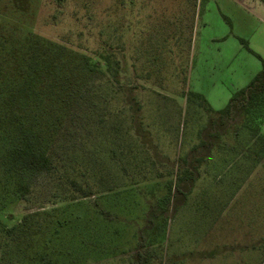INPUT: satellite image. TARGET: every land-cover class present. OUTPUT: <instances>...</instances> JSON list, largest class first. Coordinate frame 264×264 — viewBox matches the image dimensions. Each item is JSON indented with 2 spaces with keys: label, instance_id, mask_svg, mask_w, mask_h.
Instances as JSON below:
<instances>
[{
  "label": "rangeland",
  "instance_id": "1",
  "mask_svg": "<svg viewBox=\"0 0 264 264\" xmlns=\"http://www.w3.org/2000/svg\"><path fill=\"white\" fill-rule=\"evenodd\" d=\"M255 1L0 0V77L9 42L32 33L64 47L63 92L36 128L51 171L10 168L20 138L10 109L23 95L0 107V264H132L142 235L148 264H264V138L241 115L212 128L183 96L219 111L260 70L248 50L264 59ZM110 51L117 80L114 64L90 66ZM202 142L211 164L175 196ZM232 149L241 156L220 161Z\"/></svg>",
  "mask_w": 264,
  "mask_h": 264
},
{
  "label": "trees",
  "instance_id": "2",
  "mask_svg": "<svg viewBox=\"0 0 264 264\" xmlns=\"http://www.w3.org/2000/svg\"><path fill=\"white\" fill-rule=\"evenodd\" d=\"M193 3L196 6V0H193ZM241 43L248 49L244 41L241 40ZM1 48L5 49L3 63L9 67L7 71L2 69L3 74L0 77V107H2V111L5 114L6 98L13 97L16 93L23 95L24 105L21 111L10 109L12 118L18 123L20 138L18 142L12 144L8 155V164L11 169L16 170L51 171L54 168L51 158L44 150L37 147L38 135L36 128H40L43 124L42 122H46L44 119L45 115L51 111L52 106L58 100L57 96H60L63 92L62 88L56 85L55 82L60 76L63 61L61 51L64 47L54 41L29 33L22 40L9 42ZM101 63L109 71H111V64H114L115 69L112 71V78L117 80L116 69L119 65V60L116 59L115 53L110 51L96 55V58L90 62V66L97 70ZM260 63V70L250 82L245 87L232 93L225 107L219 111H213L206 104L203 97L195 92L186 91L183 96L188 100H197L201 103V106L209 113V121L213 126L212 128H216L217 125L219 126L217 128H221V126L225 125V117L233 120L236 116L241 115V122L250 132L252 139L264 138L259 135L261 125L264 122V60L260 59ZM214 116H217L216 123H214ZM218 135H220L219 132H217L216 136ZM212 145L211 143L202 142L200 151L198 150L199 147H196V150H194L196 155H194L192 160L194 163L193 168L189 165L185 166L180 176V180L185 183L177 188L173 187L172 191L169 190V192H174V195L176 194L175 192L189 193L188 181L195 179L197 164L201 163L208 155L207 150ZM183 162L185 165L188 164L186 160H183ZM73 186L83 196L89 194L88 189H83L76 183H73ZM18 188L22 192L27 190L26 184H19ZM183 188H185L184 191ZM167 200L168 198L164 201L165 205L163 204L165 207H161L162 213H159L162 218H165V213L168 211L166 208L169 206ZM142 247L143 235L137 244L132 264H148L149 255Z\"/></svg>",
  "mask_w": 264,
  "mask_h": 264
},
{
  "label": "crops",
  "instance_id": "3",
  "mask_svg": "<svg viewBox=\"0 0 264 264\" xmlns=\"http://www.w3.org/2000/svg\"><path fill=\"white\" fill-rule=\"evenodd\" d=\"M255 6H258L259 7V14H258V16H259V19L261 20V21H263V23H264V0H256L255 1ZM249 52H251L253 55H255L257 58H258V60L260 61V59H263L259 54H257V53H255L253 50H251V49H249ZM260 58V59H259ZM264 60V59H263ZM261 64V63H260ZM253 78V77H252ZM251 78V79H252ZM233 150V151H232ZM232 150H230V152L231 153H233L234 155H229V154H227V153H224V152H222L221 154H219L218 155V158L220 159V161L222 160H224V161H226L227 162V160H230V161H232V162H235V161H233V160H235L236 158H235V156L237 155V154H235V153H237V150H234V149H232ZM235 152V153H234ZM241 152H239V154L237 155V156H241V154H240ZM234 156V159L232 158ZM210 159V154H208L202 161H201V163H199L200 165H204V163H206V164H208V163H210L211 162V160H209ZM223 161V162H224ZM225 163V162H224ZM211 164V163H210ZM226 164V163H225ZM224 165H222L221 166V168H223L222 170L223 171H226V169H224ZM200 169V168H199Z\"/></svg>",
  "mask_w": 264,
  "mask_h": 264
}]
</instances>
